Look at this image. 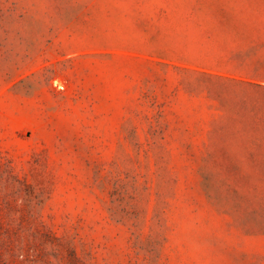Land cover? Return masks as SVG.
<instances>
[{"label":"rangeland","instance_id":"obj_1","mask_svg":"<svg viewBox=\"0 0 264 264\" xmlns=\"http://www.w3.org/2000/svg\"><path fill=\"white\" fill-rule=\"evenodd\" d=\"M258 59L264 0H0V264H264Z\"/></svg>","mask_w":264,"mask_h":264},{"label":"trees","instance_id":"obj_2","mask_svg":"<svg viewBox=\"0 0 264 264\" xmlns=\"http://www.w3.org/2000/svg\"><path fill=\"white\" fill-rule=\"evenodd\" d=\"M247 67H248L247 71H248V73L251 74L252 77H256V78L262 77V78H264V64L260 63V59L254 60Z\"/></svg>","mask_w":264,"mask_h":264}]
</instances>
